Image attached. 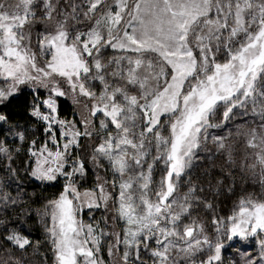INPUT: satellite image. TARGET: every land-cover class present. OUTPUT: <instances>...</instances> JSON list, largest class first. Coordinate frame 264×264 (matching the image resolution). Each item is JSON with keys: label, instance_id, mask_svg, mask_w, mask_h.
Listing matches in <instances>:
<instances>
[{"label": "snow or ice", "instance_id": "6c2138e0", "mask_svg": "<svg viewBox=\"0 0 264 264\" xmlns=\"http://www.w3.org/2000/svg\"><path fill=\"white\" fill-rule=\"evenodd\" d=\"M234 238L264 264V0L0 3V264H226Z\"/></svg>", "mask_w": 264, "mask_h": 264}, {"label": "trees", "instance_id": "16d2710c", "mask_svg": "<svg viewBox=\"0 0 264 264\" xmlns=\"http://www.w3.org/2000/svg\"><path fill=\"white\" fill-rule=\"evenodd\" d=\"M30 99V97H28ZM60 103V109H61V114L67 118H71L72 113L74 111V107L71 104L70 100H65V99H61L59 101ZM22 102H17L15 104L12 105V107L9 109L10 111L13 112H18L19 116L17 117L18 119H20L21 123H23L25 120L28 119L27 114L25 112H23L22 110ZM37 129V139L38 140H42L43 136H42V132L40 131L38 126H35ZM90 186V182L89 185ZM245 187H247V184H245ZM29 192H36V196L35 199L39 202L43 197H48V196H52L53 194H55L56 192L59 191V185H57L56 187H45V188H41L40 186H38L37 183L35 182H31V186L27 189ZM249 191H259L258 188H249ZM39 206V204L34 205V207ZM226 207L231 208V203L227 204ZM28 232H31L33 234V236L36 239H41L43 233L41 232V230L39 229L38 225L36 224V222L34 220L28 221ZM27 234V232L25 233ZM0 243H3L2 241H0ZM255 245V244H254ZM38 260V258H37Z\"/></svg>", "mask_w": 264, "mask_h": 264}, {"label": "rangeland", "instance_id": "374dc122", "mask_svg": "<svg viewBox=\"0 0 264 264\" xmlns=\"http://www.w3.org/2000/svg\"><path fill=\"white\" fill-rule=\"evenodd\" d=\"M15 0H0V3H4L6 6L9 3H13ZM74 107V106H73ZM74 110H78V106L74 107ZM100 213H96L97 219L100 217ZM83 220L87 223L89 221V215L87 209H85V213L83 215ZM117 230L119 227L117 226ZM252 238L248 240H239L238 238H234L231 242H226V247L223 251V256L226 264H231V262L236 261L237 264H240L241 257L247 251L250 254H254L255 251L258 250V245L255 244Z\"/></svg>", "mask_w": 264, "mask_h": 264}]
</instances>
